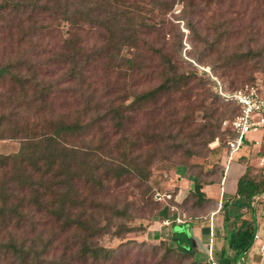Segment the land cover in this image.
Listing matches in <instances>:
<instances>
[{
	"label": "trees",
	"instance_id": "obj_1",
	"mask_svg": "<svg viewBox=\"0 0 264 264\" xmlns=\"http://www.w3.org/2000/svg\"><path fill=\"white\" fill-rule=\"evenodd\" d=\"M176 4L182 5L178 18L205 45V55L217 52L229 30L211 41L208 33L199 35L205 8L194 0H0V140L24 142L16 155H0V236L6 238L0 239V264L123 261L121 250L101 246L100 239L124 238L137 228L132 225L137 216L149 210L144 197L150 166L185 120L177 103L199 108L207 119L221 114L222 98L194 70L182 72L177 42L168 44L167 16ZM60 23L67 25L65 32ZM262 52L219 57L222 64L215 68L253 61ZM226 104L238 114L235 105ZM138 114L152 115L153 122L149 134L135 137ZM226 130L205 124L199 132L209 144L224 133L233 138ZM145 144L151 145L148 151ZM228 152L226 145V159ZM223 171L222 164L219 177L209 182L193 177L178 206L215 211L217 201L202 189L219 182ZM132 181L142 187L140 207L116 193ZM194 193L199 205L191 200ZM263 193L264 167L256 174L247 167L233 197L245 212L235 216L225 246L212 255L215 264L244 263L256 230L254 199ZM220 211L228 222L227 202ZM186 227L172 231V247L161 245L168 254L201 264ZM136 244L127 240L121 247Z\"/></svg>",
	"mask_w": 264,
	"mask_h": 264
},
{
	"label": "rangeland",
	"instance_id": "obj_2",
	"mask_svg": "<svg viewBox=\"0 0 264 264\" xmlns=\"http://www.w3.org/2000/svg\"><path fill=\"white\" fill-rule=\"evenodd\" d=\"M194 1L200 7L205 8L202 21L197 26L199 35L203 36L208 33L207 39L209 41L226 29L229 30L230 35L227 39H223L217 52L207 57L204 51L205 45L200 43L189 32L185 23L178 18L182 5L176 4L167 16V20L171 23L166 27L165 34L168 44L177 42L179 53L177 52L176 58L181 66V71L188 73L194 70L198 78L207 81L206 87L211 90L213 95L216 94L213 90L214 84L210 75L215 77L227 92L254 87L264 95V0H224L220 4L218 0ZM60 28L62 32H65L67 25L60 23ZM64 37H67V35L64 34ZM262 50L261 56L258 59L255 57L253 61H242L236 66L231 65L225 68V70L215 68V66L222 64L219 57L228 58L234 54H256ZM199 59L201 62H199ZM223 73L229 76H225ZM155 85L154 83L151 87ZM209 101H207V104ZM219 102L222 105L219 110L221 114L214 119L205 118L204 111L199 110V108L193 107L190 109L185 106V102L177 103L180 118L185 120L182 126L177 127L182 129L181 133L176 134L173 132L172 136H168L170 138L166 142L167 146L164 148V152L157 155L150 166L151 176L147 184V195L144 197L149 200V210L146 209L145 212L137 216L132 223L137 228L124 238L106 235L100 239L101 246L121 250L120 256H123L124 259L118 264H192L190 258H184L174 253H166V248L161 243H169L170 247L173 246L170 242L171 235L168 230L177 225L173 222L177 215H180L182 219H186L191 215L206 216L212 210L208 208L202 211H187V207L181 208L178 203L188 195L193 186V177H197L203 182L213 181L219 177L220 167H222L225 159L226 142L230 135L224 133L219 136V141L216 139L206 144L205 137L199 132L205 124L227 129L222 126V122L230 121L235 115V110L232 105H227L221 99H219ZM152 118L153 116L150 114L136 115L132 126L133 135L138 137L141 132L149 134L151 131L148 127L152 125ZM113 140L115 139L113 138ZM23 143L17 138L6 136L0 140V155H16ZM219 144L220 149L217 150ZM150 146H144V150L148 151ZM211 171H214L215 174H208ZM182 179L187 181L184 182V185H187L186 188L182 184ZM141 188L136 182L132 181L118 188L116 193L120 199L126 198L135 206L140 207L143 199ZM182 188L185 190L182 191ZM180 191L182 192L180 193ZM157 192L170 194L172 199L169 203L155 202L154 194ZM191 200L194 205L200 203V198L195 193L192 194ZM166 217L169 220L168 225H164L162 221ZM157 220L160 221L162 232L168 229L166 233L161 234L162 239L148 233L149 227ZM233 224L231 228L236 227L237 222H233ZM3 237L4 235L0 236V239H3L1 241L6 240ZM127 240L135 241L137 244L128 248L121 247ZM210 255L212 257V254H208L206 258L197 255V258L200 259L201 264H213L212 260L209 261ZM247 262L248 255L242 264H247Z\"/></svg>",
	"mask_w": 264,
	"mask_h": 264
},
{
	"label": "crops",
	"instance_id": "obj_3",
	"mask_svg": "<svg viewBox=\"0 0 264 264\" xmlns=\"http://www.w3.org/2000/svg\"><path fill=\"white\" fill-rule=\"evenodd\" d=\"M244 141H246L245 145L232 155L229 162L226 158L224 159V171L219 182L207 185L202 189L207 198L217 201L216 210L208 216L198 218L188 216L186 219H182V223L167 229L172 236L174 229H180L177 228L178 225L186 224L185 236L188 238L190 246L196 249L202 258H206L208 254L218 253L225 246L224 236L228 231L234 229V226L231 228V225H234L235 216L245 212V209L240 210L239 201L233 198L239 178L244 175L247 167L251 168L254 174L264 167V140L262 135L252 133ZM182 182L186 188L187 185H184V182L187 181L182 179ZM181 190L184 191L185 189L182 188ZM222 202L228 203V215L230 217L228 222H224V214L220 211ZM253 206L256 215L255 234L258 235V239L253 242L248 253L247 264H264V254L260 251L261 245H264V193L254 199ZM167 219V217L163 218L162 221ZM167 230L162 232L160 221L157 220L149 227L148 233L162 239L161 234L166 233Z\"/></svg>",
	"mask_w": 264,
	"mask_h": 264
},
{
	"label": "built area",
	"instance_id": "obj_4",
	"mask_svg": "<svg viewBox=\"0 0 264 264\" xmlns=\"http://www.w3.org/2000/svg\"><path fill=\"white\" fill-rule=\"evenodd\" d=\"M213 82V90L219 95L225 103H231L238 109L236 114L230 121H223L222 126L227 128L234 135L228 139L226 145L228 147L227 162L236 153L249 134H261L264 140V95L254 87H246L233 92L224 91L221 83L210 75ZM172 199L170 194L155 193V202L169 203ZM176 224L182 223V217L177 216L173 221ZM164 225L169 224V220L163 221ZM258 239V235H254V241ZM260 251L264 254V245H261ZM212 260V261H211ZM209 261H214L210 255Z\"/></svg>",
	"mask_w": 264,
	"mask_h": 264
}]
</instances>
